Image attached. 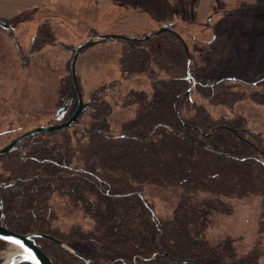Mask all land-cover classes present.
Here are the masks:
<instances>
[{
  "label": "rangeland",
  "instance_id": "374dc122",
  "mask_svg": "<svg viewBox=\"0 0 264 264\" xmlns=\"http://www.w3.org/2000/svg\"><path fill=\"white\" fill-rule=\"evenodd\" d=\"M0 21L11 26L0 27V148L53 120L63 93L75 92L78 104L72 50L111 33L142 39L166 24L175 25L142 43L161 78L183 75L189 53L203 59L208 78L236 77L252 84L264 77V0H233L231 5L222 0H0ZM41 28H47L55 42L22 58L19 50L26 54ZM76 72L86 103L102 85L123 80L110 117L117 136L138 120V108L126 94L147 90L151 82L137 75L135 53L126 42L89 46L80 54ZM206 106L215 117L232 116L226 108ZM235 110L264 138L263 105L246 101ZM81 128L78 124L70 129L78 164L93 158L129 171L145 186L159 213L186 207L201 231L231 239V253L243 254L260 243L264 249V199L257 167L196 151L180 140L145 148L128 139L89 138ZM200 142L219 150L225 138ZM9 166L0 165V172ZM56 206L66 228L81 221L76 207L59 202ZM13 252L10 246L1 254L3 263Z\"/></svg>",
  "mask_w": 264,
  "mask_h": 264
},
{
  "label": "trees",
  "instance_id": "16d2710c",
  "mask_svg": "<svg viewBox=\"0 0 264 264\" xmlns=\"http://www.w3.org/2000/svg\"><path fill=\"white\" fill-rule=\"evenodd\" d=\"M46 29L39 30L26 54L19 50L22 58L55 42ZM126 43L135 53L137 75L151 82L147 90L132 89L126 94L138 108V120L119 136L112 129L110 117L114 100L120 96L121 79L93 91L89 108L73 126L80 124L89 138L128 139L145 148L180 140L196 151L257 167L256 180L264 199V138L248 128L245 116L235 110L246 101L264 106V77L252 84L236 77L208 78L203 74V59L189 53L183 75L161 78L143 41ZM76 98L75 92L63 93L54 119L43 126L67 121L76 110ZM206 105L226 108L232 116L215 117ZM71 128L32 136L10 156L0 157V165L10 163L7 171L0 172V224L21 235L52 237L84 258L49 240L35 239L54 264H264L261 243L243 254L231 253V239L201 231L186 207L169 215L159 213L145 186L135 182L129 171L93 158L78 164ZM219 136L225 138L219 150L200 142ZM56 202L79 209L81 221L66 228ZM260 215L264 223V208ZM9 247L0 241V264L4 261L1 254Z\"/></svg>",
  "mask_w": 264,
  "mask_h": 264
},
{
  "label": "water",
  "instance_id": "95a60500",
  "mask_svg": "<svg viewBox=\"0 0 264 264\" xmlns=\"http://www.w3.org/2000/svg\"><path fill=\"white\" fill-rule=\"evenodd\" d=\"M0 27L6 30H9L11 28L9 24L2 21H0ZM174 27L175 25L166 24L158 32L145 36L142 39L130 38L124 35H112V34L104 35V36H100L97 39V41L86 43L73 49L72 54L74 55V57L71 62V70H72L74 87L78 95V104L73 115L63 123L50 125V126H41L35 128L34 130H31L30 132L24 135H21L10 145H8L3 149H0V156L10 155L12 152H14L17 149L19 144H21L22 142H24L25 140H27L32 136L64 131L66 129L71 128L74 124L80 121V118L82 117L84 112L89 108V104L85 102L83 93L80 90L79 79L77 77V72H76V65L80 57V54L82 53L83 50L97 43L108 42V41H120V42H128L129 40L148 41L154 38L156 35L172 31ZM185 48L187 47L185 46ZM58 115L59 113L57 114V116ZM2 210H3V202L2 199L0 198V212H2ZM35 239H45L54 242L58 244L62 249L68 251L74 256L84 259L83 256L72 250L68 245L59 242L52 237L46 236L44 234L21 235L11 231L8 227H5L0 224V241H3L8 245H10L11 247H13L16 252L15 255L7 259L6 262H4L3 264H21V263L54 264L51 258L38 247V245L35 242Z\"/></svg>",
  "mask_w": 264,
  "mask_h": 264
},
{
  "label": "crops",
  "instance_id": "0c3cea01",
  "mask_svg": "<svg viewBox=\"0 0 264 264\" xmlns=\"http://www.w3.org/2000/svg\"><path fill=\"white\" fill-rule=\"evenodd\" d=\"M228 3V5H231L233 0H222ZM164 24V23H163ZM111 34H117V35H124V36H128L126 35V32H116V33H111Z\"/></svg>",
  "mask_w": 264,
  "mask_h": 264
},
{
  "label": "flooded vegetation",
  "instance_id": "af4514ba",
  "mask_svg": "<svg viewBox=\"0 0 264 264\" xmlns=\"http://www.w3.org/2000/svg\"><path fill=\"white\" fill-rule=\"evenodd\" d=\"M57 124H59V123H57ZM28 132H30V130L27 131V132H25V133H23V134H20V135L17 136L15 139H13L12 142H14V141H15L18 137H20L21 135H24V134H26V133H28ZM12 142H11V143H12ZM11 143H9L8 145H10ZM22 143H23V142H22ZM22 143H21V144H22ZM21 144H19L18 147H19ZM8 145H6V146H4V147H1L0 149H3V148H5V147H7ZM18 147H17V148H18ZM16 150H17V149H16ZM16 150H15V151H16ZM15 151H14V152H15ZM12 153H13V152H12ZM12 153H11V154H12ZM11 154H10V155H11ZM10 155H5V156H10ZM0 157H1V156H0Z\"/></svg>",
  "mask_w": 264,
  "mask_h": 264
},
{
  "label": "bare ground",
  "instance_id": "6f19581e",
  "mask_svg": "<svg viewBox=\"0 0 264 264\" xmlns=\"http://www.w3.org/2000/svg\"><path fill=\"white\" fill-rule=\"evenodd\" d=\"M15 253H16V252H13V253L9 256V258H11L13 255H15Z\"/></svg>",
  "mask_w": 264,
  "mask_h": 264
}]
</instances>
